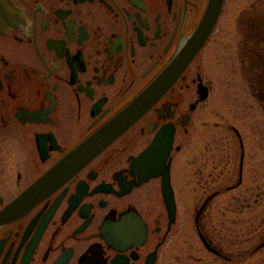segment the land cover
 Segmentation results:
<instances>
[{
  "label": "flooded vegetation",
  "instance_id": "1",
  "mask_svg": "<svg viewBox=\"0 0 264 264\" xmlns=\"http://www.w3.org/2000/svg\"><path fill=\"white\" fill-rule=\"evenodd\" d=\"M209 5L0 0V264L179 261L174 165L214 88V66L201 58L222 12L193 58L184 65L180 56ZM257 29L244 43L261 72ZM155 144L167 155L171 194L163 192L164 173L138 165ZM241 158L243 149L237 186ZM211 170L231 181L226 165ZM205 188L196 232L220 257L201 221L220 190Z\"/></svg>",
  "mask_w": 264,
  "mask_h": 264
},
{
  "label": "rangeland",
  "instance_id": "2",
  "mask_svg": "<svg viewBox=\"0 0 264 264\" xmlns=\"http://www.w3.org/2000/svg\"><path fill=\"white\" fill-rule=\"evenodd\" d=\"M249 28H258L264 49V0H226L210 51L201 58L214 66V88L194 114L198 123L182 140L174 165L179 261L173 258L171 264H264V51L263 71L257 72L256 55L245 53L252 49L244 43ZM235 130L244 151L238 186L242 149ZM215 165H226L231 181L223 183L220 170L213 181ZM204 187L220 190L201 219L220 257L204 248L196 232Z\"/></svg>",
  "mask_w": 264,
  "mask_h": 264
},
{
  "label": "water",
  "instance_id": "3",
  "mask_svg": "<svg viewBox=\"0 0 264 264\" xmlns=\"http://www.w3.org/2000/svg\"><path fill=\"white\" fill-rule=\"evenodd\" d=\"M222 2L223 0H210L209 8L200 26L196 30L193 38L191 39L190 47L187 49L186 52L182 54V56H180V59L184 60V65L195 55V53L199 50V48L202 46L203 42L206 40L207 36L211 32L212 28L214 27L217 21L219 12L221 10ZM169 80L170 79L168 74L167 77L163 78L162 82L165 83ZM156 149L157 144L153 145L150 149L144 152L138 159V165H147L149 170L153 171L155 176H160L164 173L162 181L163 192L171 194L168 166H166L167 155H161L156 151ZM99 150L100 145H97L95 148L88 151L87 157L90 158L91 156H95L99 152ZM203 242L207 246L204 240Z\"/></svg>",
  "mask_w": 264,
  "mask_h": 264
}]
</instances>
